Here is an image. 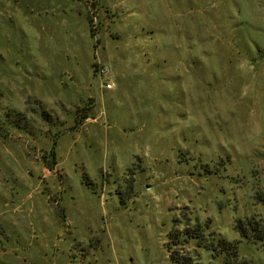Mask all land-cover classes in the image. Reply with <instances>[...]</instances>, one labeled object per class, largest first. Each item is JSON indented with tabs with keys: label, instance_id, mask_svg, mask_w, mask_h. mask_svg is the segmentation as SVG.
Instances as JSON below:
<instances>
[{
	"label": "rangeland",
	"instance_id": "374dc122",
	"mask_svg": "<svg viewBox=\"0 0 264 264\" xmlns=\"http://www.w3.org/2000/svg\"><path fill=\"white\" fill-rule=\"evenodd\" d=\"M239 218L264 221V0H0V264H226L168 234Z\"/></svg>",
	"mask_w": 264,
	"mask_h": 264
},
{
	"label": "trees",
	"instance_id": "16d2710c",
	"mask_svg": "<svg viewBox=\"0 0 264 264\" xmlns=\"http://www.w3.org/2000/svg\"><path fill=\"white\" fill-rule=\"evenodd\" d=\"M91 21V20H90ZM90 23L91 34L93 35L92 22ZM210 222H196L193 226L186 224L181 232H169L168 239L169 247L180 243H188L191 240L196 242L197 248H205L211 251L212 256H224L226 264H238L237 259L239 254V243L242 239L250 242H264V221L255 218H239L234 224L235 230L239 233L240 239L228 240L222 237L218 232L210 228ZM173 233V234H171ZM170 260L173 264H205L201 261L200 254H191L189 252L181 253L179 249L171 253Z\"/></svg>",
	"mask_w": 264,
	"mask_h": 264
},
{
	"label": "built area",
	"instance_id": "2783aa9c",
	"mask_svg": "<svg viewBox=\"0 0 264 264\" xmlns=\"http://www.w3.org/2000/svg\"><path fill=\"white\" fill-rule=\"evenodd\" d=\"M108 87H111V84H108Z\"/></svg>",
	"mask_w": 264,
	"mask_h": 264
}]
</instances>
